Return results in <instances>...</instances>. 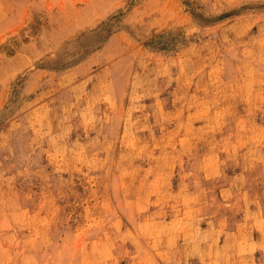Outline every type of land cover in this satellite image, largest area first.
Masks as SVG:
<instances>
[{
    "label": "rangeland",
    "instance_id": "obj_1",
    "mask_svg": "<svg viewBox=\"0 0 264 264\" xmlns=\"http://www.w3.org/2000/svg\"><path fill=\"white\" fill-rule=\"evenodd\" d=\"M0 264H264V0H0Z\"/></svg>",
    "mask_w": 264,
    "mask_h": 264
}]
</instances>
